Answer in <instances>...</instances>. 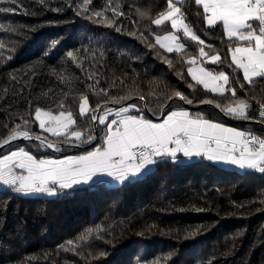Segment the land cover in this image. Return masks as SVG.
I'll list each match as a JSON object with an SVG mask.
<instances>
[{
    "label": "trees",
    "instance_id": "16d2710c",
    "mask_svg": "<svg viewBox=\"0 0 264 264\" xmlns=\"http://www.w3.org/2000/svg\"><path fill=\"white\" fill-rule=\"evenodd\" d=\"M117 2L122 6L119 10L125 13L116 21L120 32L76 15V5L82 0H44L43 4L40 0H17L15 4L0 0V7L14 9L0 13V23L11 24L16 29L15 32L0 31V40L6 45L0 49V138L20 123L19 117L24 115L30 119L27 127L33 135L62 143L45 134L34 117L37 104L58 112L61 100L64 110L71 111L76 119L74 130L87 132L93 129V121L79 116L80 92L88 94L90 106L94 107L99 97L88 85L117 93L120 79L129 87L139 86L145 94L149 91V81H160L162 91L179 90L194 100L187 105L176 98L168 102L172 108L182 106L193 115L200 112L214 122L264 138V122L257 104V101L264 102V80L256 79L248 84L243 81L242 73L229 66L230 42L223 36L222 26H206L202 7H197L194 0L178 1L185 22L205 41V51L210 55L220 53L222 62L215 65L199 57L201 45L189 38L183 37L185 48L181 52L167 53L158 45L148 47L150 43L155 44L154 35L167 32L170 27L150 24L137 15L136 9L146 10L154 18L166 8V0H113V4ZM105 4L106 0H92L90 7L98 10ZM53 8L61 11H52ZM106 15L111 17V11ZM56 40L59 43L53 48L52 42ZM70 50H79L82 68L68 60L66 54ZM45 51L49 54L44 55ZM161 56L171 59L173 66L170 68ZM190 56L203 60V65L215 73H227L229 86L236 88L237 96L248 99L252 118H235L218 108L198 103L207 98L224 104L230 99V93L221 97L192 81L185 62ZM29 65H36L35 75L25 76ZM52 69L57 73L63 71L71 82L62 83ZM9 73L16 75L17 80H11ZM92 73L96 75L89 79ZM113 80L116 87L109 88ZM188 83L195 87L188 88ZM46 91L49 94L45 97L42 93ZM136 98L125 104L142 106ZM148 107H157L153 97H148ZM29 112L33 113L31 117ZM143 113L160 116L148 110ZM102 136L103 125L97 123V137ZM99 143L98 138L82 150L62 147L58 154L87 151ZM18 147L31 151L38 159L58 155L31 141L13 144L1 150L0 155ZM197 229L195 237L187 235ZM139 232L144 235L139 236ZM153 262L264 264V175L238 172L198 158L152 166L150 171L124 185L107 187L98 183L67 198L23 197L6 187L0 188V264Z\"/></svg>",
    "mask_w": 264,
    "mask_h": 264
},
{
    "label": "snow or ice",
    "instance_id": "6c2138e0",
    "mask_svg": "<svg viewBox=\"0 0 264 264\" xmlns=\"http://www.w3.org/2000/svg\"><path fill=\"white\" fill-rule=\"evenodd\" d=\"M16 2L17 0H10V4ZM40 2L43 4L44 0ZM194 3L197 7H202L203 20L207 26H222V34L230 42L227 46V53L230 54L229 66H234L237 73H242L243 81L248 84H252L256 79L264 80V0H194ZM91 4L92 0H82V3L76 5V15L96 24L114 27L117 32L121 31V28L116 26V21L125 13L119 10L122 6L118 2L113 4V0H106L105 6L98 10L91 8ZM51 10L61 11L60 8ZM13 11L11 6L0 7V13ZM107 11H111V17L106 15ZM136 12L141 19H147L152 25L163 26L165 22L171 23L173 31L163 36L156 35L155 44L150 43L149 48H155L158 44L168 53L181 52L184 44L178 43L180 37L176 33L182 29L185 37L201 45L200 58L213 65L222 62L219 52L210 55L205 51V41L188 26L184 13L174 0H166V8L158 12L154 18L146 10L137 8ZM0 31L15 32L16 29L11 24L0 23ZM140 36L143 37V33H140ZM58 43L59 40L53 41L52 47ZM5 47L4 41L0 40V49ZM78 51L70 50L66 55L68 60L82 68ZM48 54V51L44 52V55ZM8 59L12 57L9 56ZM161 59L170 68L173 66L171 59L163 56ZM197 60V56H190L185 61L189 65L187 74L192 81L221 97H224L225 93H230V99L224 104L207 98L199 100L198 103L214 105L220 112L235 118H252L249 116L248 99L238 97L236 88L229 86L231 83L229 75L223 71L215 73L203 67V60L197 65ZM35 67L36 65H29L24 75H35ZM52 72L62 83L71 82L70 77L63 71L57 73L56 69H52ZM95 75L92 73L88 78L92 79ZM177 75L183 78L182 73L178 72ZM9 77L13 81L17 80V76L11 73ZM236 79H239V76ZM96 84H99V79L96 80ZM119 85L120 90L117 93L88 85L92 93L99 97L94 107L90 106L88 94L80 92L79 116L103 125L102 137L93 135L91 128L87 132L74 130L76 119L71 111L64 110L62 100L58 104L60 109L58 112L37 104L34 117L43 132L64 143L91 144L98 138L100 143L82 155L66 156L64 159H38L31 151L18 147L15 151L0 155V184L23 197L43 194L47 197L67 198L103 183L106 177L111 178L112 182L124 185L150 171V166L169 162L184 163L185 160L180 159L181 155L187 161L200 158L201 162L206 160L231 164L264 175V138L226 127L222 123L206 118L200 112L193 115L182 106L172 108L168 102L176 98L187 105L193 104L194 100L179 90L162 91L160 81H149L147 94L142 92L139 86L129 87L124 79L119 80ZM187 86L195 87L192 83H188ZM244 86L243 83L240 84L241 88ZM114 87L115 80L109 85V88ZM163 87L167 88L166 85ZM4 91L7 93L8 89L5 88ZM48 94L47 91L42 93L45 97ZM134 96L145 102L143 107L135 103L125 104V101L131 100ZM148 97L154 98L156 108L148 107ZM257 104L260 109L259 116L264 122V102L257 101ZM145 110L151 111L153 115L159 113L162 120L154 122L147 118L143 114ZM32 115V112L28 113V117ZM19 119L20 123H16L8 130L6 136L0 138V147L20 137L33 138L31 130L27 127L30 119L24 115ZM5 128L8 126L5 125ZM35 139L40 141V146L60 151L59 143L56 141L41 135H36ZM198 232L197 229L188 232L187 235L195 237ZM137 234L143 236L144 232ZM68 243L71 245L73 241ZM100 255L103 256L105 253Z\"/></svg>",
    "mask_w": 264,
    "mask_h": 264
},
{
    "label": "crops",
    "instance_id": "0c3cea01",
    "mask_svg": "<svg viewBox=\"0 0 264 264\" xmlns=\"http://www.w3.org/2000/svg\"><path fill=\"white\" fill-rule=\"evenodd\" d=\"M178 1H180V0H174V2H177V6H179L178 5ZM180 7V6H179ZM165 24H168L169 25V27H170V30L169 31H167V32H164V33H161V34H157V35H160V36H163V35H165L166 33H168V32H170V31H173L172 30V28H171V23L170 22H165ZM206 24V23H205ZM156 26V25H155ZM207 26V25H206ZM207 27H209V26H207ZM179 37H180V39H179V41H178V43H181V44H184V42H183V37H185L184 36V34H183V30L181 29V30H179L177 33H176ZM155 36L156 35H154V40H155ZM185 38H188V37H185ZM190 39V38H189ZM158 45V44H157ZM159 46V45H158ZM160 47V46H159ZM184 48H185V45H184ZM162 49V48H161ZM164 51H166L165 49H163ZM182 51V50H181ZM175 52V51H174ZM168 53V52H167ZM205 61L206 62H209V61H207L206 59H205ZM201 64V61H197V65H200ZM203 67H205L204 65H202ZM206 68V67H205ZM195 82V81H194ZM196 83V82H195ZM201 87H203L204 88V86L203 85H200ZM206 90H208V91H210L211 92V90L210 89H206ZM213 93V92H212ZM135 104H137V103H135ZM138 105V104H137ZM138 106H140V105H138ZM140 107H142V106H140ZM133 111H135V110H133ZM144 114V113H143ZM147 118H150V119H152L154 122H160L161 120H162V118H160V117H155V118H152V117H150V116H148V115H145ZM218 123V122H217ZM223 124V123H222ZM38 125H39V123H38ZM226 127H232V128H236L237 130H239V131H242L241 129H239V128H237V127H233V126H227V125H225ZM40 128V127H39ZM42 130V129H41ZM43 131V130H42ZM48 135H51V134H49L48 133ZM19 148H21V147H19ZM17 149V148H16ZM89 150H92V148H90ZM88 151V150H87ZM85 151H82V152H78V153H71V154H65V155H60V156H46V157H41V158H50V159H54V158H56V159H64L66 156H76V155H82L83 153H84ZM182 156V155H181ZM195 159H198V158H194L193 160H195ZM182 160H185V162H188L187 160H186V158H183L182 157ZM215 164H218V165H220V166H222V167H226V168H232V169H235L236 171H238V172H244V171H252V170H247V169H240L239 167H237V166H234V165H231V164H225V163H215ZM152 166H150V168H151ZM104 184H105V186H107V187H116V186H120V184H118V183H115V182H112L111 181V178H105V180H104V182H103ZM40 195H43V194H40Z\"/></svg>",
    "mask_w": 264,
    "mask_h": 264
},
{
    "label": "water",
    "instance_id": "95a60500",
    "mask_svg": "<svg viewBox=\"0 0 264 264\" xmlns=\"http://www.w3.org/2000/svg\"><path fill=\"white\" fill-rule=\"evenodd\" d=\"M178 99V98H177ZM134 100H139L138 98H136V99H134ZM179 100V99H178ZM140 101V100H139ZM141 103H142V106L144 105V101H141ZM203 107H209V108H216L214 105H206V104H203ZM220 111V110H219ZM160 118H162L161 116H160ZM237 121H239V120H237ZM93 129H94V135L95 136H97V122H93ZM42 137H44V136H42ZM48 139V138H47ZM50 140V139H49ZM24 141H31V142H37V143H40V141L39 140H36L35 139V135H33V138L32 139H25V138H23V137H20V138H17L16 140H14V141H11V143L10 144H8V145H4L3 147H0V152H1V150H3V149H5V148H7V147H9L10 145H12V144H15V143H18V142H24ZM96 141V140H95ZM95 141H93L91 144H88V145H78V144H74V143H59V146L61 147V146H72V147H74L76 150H82V149H86V148H88V147H90L91 145H93L94 143H95ZM58 143V142H57ZM48 149H50V148H48ZM50 150H52L53 152H56L54 149H50Z\"/></svg>",
    "mask_w": 264,
    "mask_h": 264
},
{
    "label": "rangeland",
    "instance_id": "374dc122",
    "mask_svg": "<svg viewBox=\"0 0 264 264\" xmlns=\"http://www.w3.org/2000/svg\"><path fill=\"white\" fill-rule=\"evenodd\" d=\"M45 134H48V133H46V132H44ZM43 147V146H42ZM15 150H17V149H13V150H10V151H15ZM27 150V149H26ZM10 151H8V152H6L5 154H3V155H6V154H8ZM81 152V151H80ZM79 152V153H80ZM54 159H56V158H54ZM4 187H6V186H4V185H2V184H0V188H4ZM36 196L37 195H40V194H35ZM32 196H34V195H32Z\"/></svg>",
    "mask_w": 264,
    "mask_h": 264
},
{
    "label": "built area",
    "instance_id": "2783aa9c",
    "mask_svg": "<svg viewBox=\"0 0 264 264\" xmlns=\"http://www.w3.org/2000/svg\"><path fill=\"white\" fill-rule=\"evenodd\" d=\"M244 132H246V133H251L252 135H255L256 136V134H254V133H252V132H249V131H244ZM258 137V136H257Z\"/></svg>",
    "mask_w": 264,
    "mask_h": 264
},
{
    "label": "bare ground",
    "instance_id": "6f19581e",
    "mask_svg": "<svg viewBox=\"0 0 264 264\" xmlns=\"http://www.w3.org/2000/svg\"><path fill=\"white\" fill-rule=\"evenodd\" d=\"M17 119V118H16Z\"/></svg>",
    "mask_w": 264,
    "mask_h": 264
}]
</instances>
